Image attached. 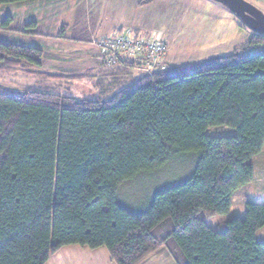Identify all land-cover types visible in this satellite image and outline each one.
<instances>
[{
    "label": "trees",
    "instance_id": "1",
    "mask_svg": "<svg viewBox=\"0 0 264 264\" xmlns=\"http://www.w3.org/2000/svg\"><path fill=\"white\" fill-rule=\"evenodd\" d=\"M32 1L0 0V7ZM128 30L141 40L160 33ZM263 44L254 32L225 57L190 66L161 59L150 72L109 53L100 60L108 70L93 77L45 75L43 50L0 40V72L88 79L95 90L78 99L0 89V264H46L68 246L105 248L113 264H143L161 248L176 264H264L255 239L264 203H247L243 218L216 230L198 218L225 215L253 179L249 160L264 142V52L245 50ZM132 69L142 76L120 88ZM213 126L235 133L206 135ZM184 155L197 158L187 181L138 211L118 203L122 183Z\"/></svg>",
    "mask_w": 264,
    "mask_h": 264
},
{
    "label": "rangeland",
    "instance_id": "2",
    "mask_svg": "<svg viewBox=\"0 0 264 264\" xmlns=\"http://www.w3.org/2000/svg\"><path fill=\"white\" fill-rule=\"evenodd\" d=\"M39 0L0 7V40L38 47L45 52L40 70L45 75H92L100 77L102 54L100 38L115 30H138L140 36L157 34L166 41L167 51L163 64L190 66L225 57L249 40L254 33L245 27L227 8L212 0ZM264 16V5L244 0ZM36 27H35V26ZM246 53L264 52V44L249 46ZM238 53H241L238 52ZM45 55V56H46ZM137 69L130 70V84L142 76ZM26 75L21 71L0 72V89L7 93L42 91L86 98L93 95L88 79L71 81L51 77ZM97 78H92L94 82ZM111 82L106 76L105 84ZM107 99L110 97L105 96ZM228 126H213L206 130L208 136L232 135ZM253 168L252 181L240 188L231 200L225 215L206 217L198 214L211 229H218L221 222L243 218L246 204L264 203V142L260 152L250 158ZM197 158L184 155L151 173H142L133 180L122 183L117 190L118 203L127 209H142L151 197L163 188L174 187L187 181L195 170ZM256 241L264 244V227L255 234ZM59 256L49 264H81L79 254L92 252L97 264L107 251L105 248L90 250L86 247L62 248ZM109 258V257H108ZM110 262V261H109ZM107 264H113V263ZM143 264H176L165 248L147 258Z\"/></svg>",
    "mask_w": 264,
    "mask_h": 264
},
{
    "label": "built area",
    "instance_id": "3",
    "mask_svg": "<svg viewBox=\"0 0 264 264\" xmlns=\"http://www.w3.org/2000/svg\"><path fill=\"white\" fill-rule=\"evenodd\" d=\"M102 55L109 60L113 56L138 59L144 65L146 72L152 71L166 53V43L159 36L148 40L137 39L130 30H115L99 40Z\"/></svg>",
    "mask_w": 264,
    "mask_h": 264
},
{
    "label": "water",
    "instance_id": "4",
    "mask_svg": "<svg viewBox=\"0 0 264 264\" xmlns=\"http://www.w3.org/2000/svg\"><path fill=\"white\" fill-rule=\"evenodd\" d=\"M227 8L242 24L257 34L264 35V16L244 0H212Z\"/></svg>",
    "mask_w": 264,
    "mask_h": 264
},
{
    "label": "crops",
    "instance_id": "5",
    "mask_svg": "<svg viewBox=\"0 0 264 264\" xmlns=\"http://www.w3.org/2000/svg\"><path fill=\"white\" fill-rule=\"evenodd\" d=\"M252 2H255L256 4H261L264 5V0H250ZM62 252H57L53 256H51L46 264H49V261L52 257L56 256L59 254L61 255ZM72 253H77L79 254L78 260L81 261V264H97L95 257L93 256L92 252H72ZM107 254V253H106ZM101 256V262L102 264H107L110 260L108 258V255H103L102 252L100 254ZM110 263V262H109ZM99 264V263H98Z\"/></svg>",
    "mask_w": 264,
    "mask_h": 264
}]
</instances>
